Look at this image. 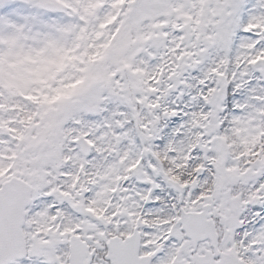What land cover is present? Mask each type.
<instances>
[{
  "label": "snow or ice",
  "instance_id": "snow-or-ice-1",
  "mask_svg": "<svg viewBox=\"0 0 264 264\" xmlns=\"http://www.w3.org/2000/svg\"><path fill=\"white\" fill-rule=\"evenodd\" d=\"M0 264H264V0H0Z\"/></svg>",
  "mask_w": 264,
  "mask_h": 264
}]
</instances>
